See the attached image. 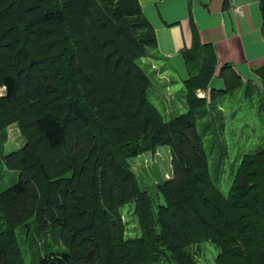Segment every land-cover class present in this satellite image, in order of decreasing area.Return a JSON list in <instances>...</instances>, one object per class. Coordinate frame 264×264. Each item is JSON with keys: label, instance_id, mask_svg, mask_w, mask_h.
I'll list each match as a JSON object with an SVG mask.
<instances>
[{"label": "trees", "instance_id": "trees-1", "mask_svg": "<svg viewBox=\"0 0 264 264\" xmlns=\"http://www.w3.org/2000/svg\"><path fill=\"white\" fill-rule=\"evenodd\" d=\"M196 39L169 93L170 81L154 86L156 39L137 0H0V165L17 172L0 191V264H200L202 242L219 249L215 264H264V148L241 157L223 194L204 142L222 119L215 98L240 78ZM216 71L224 90L208 89ZM253 74L264 85V64ZM12 125L24 143L4 154ZM159 147L170 173L154 209L130 160ZM131 204L140 235L125 238Z\"/></svg>", "mask_w": 264, "mask_h": 264}, {"label": "rangeland", "instance_id": "rangeland-1", "mask_svg": "<svg viewBox=\"0 0 264 264\" xmlns=\"http://www.w3.org/2000/svg\"><path fill=\"white\" fill-rule=\"evenodd\" d=\"M148 63L146 60L140 61V66H145ZM144 68V67H142ZM153 69V68H152ZM174 75V76H173ZM173 75L164 76L173 78L178 82V86L171 88L169 93L178 92L183 89L182 80L188 78V75L180 77ZM151 78V77H150ZM156 76L152 79L154 86H160L158 83L167 80ZM222 79V78H221ZM162 80V81H161ZM218 80V79H216ZM240 86L234 90L223 92L219 97L215 98V105L220 110L219 116L221 120L213 122L210 130V136H207L204 142L205 148L210 156V175L217 187L220 188L223 194H227L231 183V176L237 169L240 159L244 154L252 152L260 148H264V85L256 77L250 81L242 80ZM163 84V83H162ZM216 87H211L216 90H224L223 80L215 84ZM178 89V90H177ZM177 90V91H176ZM1 92V91H0ZM162 96H160V99ZM172 106L171 104H169ZM169 105H167L169 107ZM158 109L159 105L156 104ZM166 107L165 105L162 107ZM173 107V106H172ZM185 111V110H184ZM164 119H169L165 113L161 112ZM216 113V112H214ZM206 119H199L198 129L203 127ZM220 122V124H219ZM218 132L215 136L214 130ZM220 130V131H219ZM7 131V142L4 145L3 153L16 151L24 143L19 129L16 125H12ZM210 147V149H208ZM130 167L134 171L140 186L146 188L149 194L156 199L154 209L157 204L164 203V200L157 189V184L162 183L169 176V156L165 147H159L157 152L145 153L130 160ZM218 169V174L215 170ZM17 181V172L5 169L0 165V191L10 187ZM121 213L125 222V238H135L140 235L137 218L133 214V205H126L121 208ZM128 228V230H127ZM36 240L43 242L41 237H36ZM20 248L26 263L32 260V255L26 249L21 237L19 236ZM195 249H200L197 256V261L200 264H215V258L219 253V249L209 242H202ZM54 250H64L63 246H55ZM159 264H171L169 261H163Z\"/></svg>", "mask_w": 264, "mask_h": 264}, {"label": "crops", "instance_id": "crops-1", "mask_svg": "<svg viewBox=\"0 0 264 264\" xmlns=\"http://www.w3.org/2000/svg\"><path fill=\"white\" fill-rule=\"evenodd\" d=\"M137 1L155 35L156 49L152 55L157 59L151 67L159 78L173 73L180 77L188 75L183 52L192 48L194 36L199 46L207 45L215 53L218 66L230 65L241 82L254 78L253 71L264 64L258 0ZM217 71L209 80L208 89L222 80ZM167 81L174 83L171 88L178 86L173 78Z\"/></svg>", "mask_w": 264, "mask_h": 264}]
</instances>
